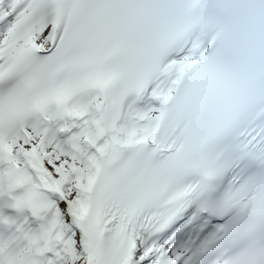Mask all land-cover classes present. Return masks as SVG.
I'll return each instance as SVG.
<instances>
[{"label": "snow or ice", "instance_id": "6c2138e0", "mask_svg": "<svg viewBox=\"0 0 264 264\" xmlns=\"http://www.w3.org/2000/svg\"><path fill=\"white\" fill-rule=\"evenodd\" d=\"M0 264H264V0H0Z\"/></svg>", "mask_w": 264, "mask_h": 264}]
</instances>
